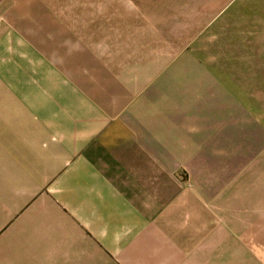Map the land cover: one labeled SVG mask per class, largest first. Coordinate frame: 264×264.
<instances>
[{"label": "crops", "instance_id": "1", "mask_svg": "<svg viewBox=\"0 0 264 264\" xmlns=\"http://www.w3.org/2000/svg\"><path fill=\"white\" fill-rule=\"evenodd\" d=\"M71 14L0 0V264H215L220 244L264 264V75L254 103L246 76L216 97L182 33Z\"/></svg>", "mask_w": 264, "mask_h": 264}, {"label": "rangeland", "instance_id": "2", "mask_svg": "<svg viewBox=\"0 0 264 264\" xmlns=\"http://www.w3.org/2000/svg\"><path fill=\"white\" fill-rule=\"evenodd\" d=\"M70 1L71 15L83 20L72 24L71 31L182 33L184 63L215 66L216 97L222 92L217 85L229 80L234 87L246 76L247 98L254 103L255 78L264 75V8L259 7L264 0ZM223 66L231 67V71H222ZM217 110L213 136L216 164L223 161V121ZM225 253V264H239L240 259L249 258L240 244H227ZM223 255L220 244L216 246L215 264H223Z\"/></svg>", "mask_w": 264, "mask_h": 264}]
</instances>
